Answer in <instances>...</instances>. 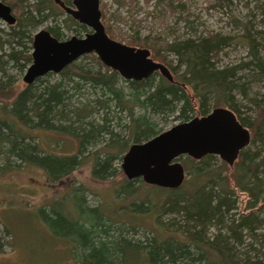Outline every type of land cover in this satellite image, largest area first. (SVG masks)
Listing matches in <instances>:
<instances>
[{"label":"trees","instance_id":"16d2710c","mask_svg":"<svg viewBox=\"0 0 264 264\" xmlns=\"http://www.w3.org/2000/svg\"><path fill=\"white\" fill-rule=\"evenodd\" d=\"M0 1L12 9L16 18V23L7 26L6 31L0 28V72L5 75L8 64L23 72L31 63L30 30L48 19L55 22L62 13L52 0ZM61 1L68 6L72 0ZM177 1L158 0V3L171 9L174 3H179ZM115 2L118 3L117 0ZM66 22L80 30L78 36L89 32L71 17L67 16L64 20ZM46 29L57 40H64L59 26ZM230 40V37L219 34L172 43L157 38L132 37L127 44L137 48L147 47L151 57L168 68L172 83L158 73L139 82L125 81L115 71L103 66L94 54H88L91 58L87 60L92 67L74 62L58 74L60 80L54 84L42 82L51 75L47 74L33 84L26 85L14 96L9 109L1 105L0 101V151L4 150L1 146L5 144L8 157L19 160L25 166L39 168L49 183L68 177L89 158L92 179H113L118 173L115 162H121L130 145L145 142L162 132L156 130L145 112L153 115L177 113L176 119L183 123L193 118L190 114L194 111V103L198 105L197 114L206 116L210 101L214 103L213 107L224 106L230 101L234 89H242L233 82L232 69L218 70L215 67L218 53ZM247 44L250 53L254 55L252 40H247ZM168 54L177 58L175 66L167 59ZM180 67L183 70L177 73ZM257 68L262 72L263 66L259 62ZM120 81L124 83L127 92H124L123 87H118ZM83 87L95 94L99 93V96L92 102L71 107L69 101L73 93L68 94L67 89L76 92ZM8 89L7 79L0 78V96H9ZM112 103L129 117V124L124 126L128 130L124 140H119L118 134L110 127L112 118H109V110ZM252 103L256 111L255 118L248 123L239 117L237 119L250 130V145L263 146L264 102L253 100ZM133 107H138L144 114L135 116ZM98 111H102L100 122L95 124L91 118ZM19 126L74 138L77 140V153L72 156L43 153L36 144L25 142L33 138L31 135L22 136ZM105 137L107 143L103 147L92 155L86 151L89 145H95ZM129 140H132L130 145ZM85 153L88 154L85 156ZM212 158V155H207L198 160L187 157L184 160L185 175L189 177L188 183L192 187L190 192L184 190L186 182L176 190H169L146 185L140 179L128 181L124 178L114 191L115 196H121L125 201L131 199L129 205L122 208L130 217L124 222L105 219V215L97 209L86 210L80 201L78 209L84 214L76 222L64 224L74 243L78 264H264V254H260L261 259L249 258L250 253L254 256L260 253L254 245L261 246L262 237L256 234L261 225L252 211L264 185V154L259 150L251 152L249 147L245 148L230 167L234 188L244 192L252 201L247 206L250 212L239 213L238 216L231 212L236 208L229 178L224 174L227 164L221 163L218 167L210 168L208 165ZM6 167L0 168V175ZM136 183L138 187H134ZM143 188L162 191L165 195L154 202L149 193L141 191ZM137 192L139 194L136 197ZM137 214H151L156 227L165 235L152 230V237L143 240L133 241L122 237V232L133 229L132 223ZM166 215L175 217L163 224L159 220ZM41 218L44 221L47 219L50 230L56 233L54 226L61 220L57 213L50 209ZM73 223L77 230L73 228ZM113 226L119 231L116 236L111 234ZM209 228L215 230L211 239L207 237ZM245 234L250 239L248 248L245 246L246 251L239 249Z\"/></svg>","mask_w":264,"mask_h":264},{"label":"rangeland","instance_id":"374dc122","mask_svg":"<svg viewBox=\"0 0 264 264\" xmlns=\"http://www.w3.org/2000/svg\"><path fill=\"white\" fill-rule=\"evenodd\" d=\"M117 1L118 3L115 0H100L99 9L101 16H103L102 23L109 27L112 33V36H109L111 39L128 46H132L127 44L132 37L140 39L157 38L169 43L188 38L195 39L209 34L230 37L231 40L228 45L224 46L218 53L215 67L218 70L232 69L234 72L233 82L242 89L239 88L240 91L234 89L230 94V101L224 106L213 107L214 103L210 101L208 112L210 113L213 108L223 107L231 110L236 118L239 117L245 123L251 122L255 118L256 111L252 101L264 102V0H221L222 2L216 0H179L177 1L179 3H174L171 9L159 4L158 0ZM56 19L55 22L48 19L35 26L30 30L31 36L33 37L36 32L44 27L54 25L59 26L64 39L71 36H84L82 33L80 36L77 35L80 30L76 26L69 22L64 23L65 13L58 15ZM0 28L7 30L6 25L1 21ZM247 40H252L255 46L253 49L255 56L250 53ZM90 58V55H86V58L81 57L75 63L86 65L89 68L92 67L88 61ZM152 59L160 62L153 57ZM167 59L173 66L177 64V58L174 55L168 54ZM257 62L263 66L262 72L257 68ZM180 70H183V67H180L177 73H180ZM24 72H19L12 64H8L6 67L5 75L0 72V78L7 79V86H9V96H0L1 105H5L6 109L10 108L9 104L14 96L26 86L22 81ZM59 80L58 74H51L45 77L42 82L54 84ZM118 87H123L124 92H127L124 83L121 81L118 83ZM67 90L68 94L73 93V97L69 101L71 107L84 102H92L94 98L99 96V93L96 92L97 94H95L86 87L76 92H73L72 89ZM197 108V103H194V111L190 114L191 117H203L197 114ZM109 111V118H112L110 127L114 133L118 134L119 140H124L128 134V130L124 128L129 124L127 113L120 112L114 103L111 104ZM101 112L98 111L91 118L95 124L100 122ZM143 112L138 107H133L135 116L144 114ZM145 113L158 131L163 132L180 123L176 119L177 113L169 115ZM19 127L22 136L31 135L33 138L25 142L36 144L43 153L57 156H72L77 153L78 145L74 138L51 134L42 131V129L28 130L23 126ZM248 131L251 141V132L249 129ZM106 137L95 145H89L86 151L92 155L103 147L104 143H107ZM130 144H132V140L128 141V145ZM1 147L4 150L0 151V168L7 166V169H4L0 175V264H78L74 243L68 236L64 224L70 225L71 222H76L77 218L84 214L82 210L78 209L80 201L86 210L97 209L99 213L102 212L105 219L124 222L125 219L130 218L123 212L122 208L129 205L131 199L125 201L121 196H115L114 193L119 183L125 178L120 169L121 162H115L118 173L113 179L106 181L92 179L90 176L91 158H89L68 177L55 183H49L39 168L32 165L25 166L19 160L8 157V154L5 153L7 146L3 144ZM248 147L251 152L259 150L262 155L264 154V145L249 144L246 148ZM88 153H85V156ZM185 159L186 157H181L182 165ZM221 163L224 162L218 156H213L208 167H218ZM225 166L224 174L227 179L229 178L236 208L231 211L232 214L238 216L239 213H249L250 210H247V206L252 201L244 192L234 188L231 179L232 168L228 165ZM262 178H264V174H262ZM188 181L189 177L186 174L184 179L186 182L185 192L192 190ZM134 187H138V183L134 184ZM262 188L252 211L257 215L261 225L256 231V234L262 237L261 246L254 245V248L259 249L260 253L255 252L256 256L250 253L249 258L258 257L261 259L260 254H264V185ZM141 191L149 193L150 199L154 202L161 200L162 195H165V192L154 189L143 188ZM138 194L137 192L136 197ZM50 209L56 212L61 219L54 226L57 229V231L55 230L56 233L50 230L49 221L47 219L44 221L41 218ZM41 210L43 212H40ZM174 217L173 215L161 216L159 221L164 224L170 222ZM132 224L133 229L122 232V237L133 241L143 240L146 237H152V230L161 233L162 236L165 235L161 229L157 228L158 226L151 214L143 216L137 214V218ZM74 226L73 223V228L77 230ZM118 232L116 226H113L111 234L116 236ZM214 235L215 230L209 228L207 237L211 239ZM249 240L248 235L245 234L243 245L239 249L245 250V246L248 248Z\"/></svg>","mask_w":264,"mask_h":264},{"label":"water","instance_id":"95a60500","mask_svg":"<svg viewBox=\"0 0 264 264\" xmlns=\"http://www.w3.org/2000/svg\"><path fill=\"white\" fill-rule=\"evenodd\" d=\"M75 22L90 29L83 37L57 40L47 30L32 37L31 63L22 77L25 85L47 74H59L79 58L94 54L106 68L125 81H143L158 73L168 82L173 78L166 66L154 61L146 48H136L111 39L101 22L100 0H72L70 6L54 0ZM0 21L7 26L16 22L11 8L0 1ZM250 144V133L229 109L216 107L203 117H195L151 137L132 144L122 157L121 171L128 180L176 190L185 179L179 158L194 160L218 156L232 167L241 150Z\"/></svg>","mask_w":264,"mask_h":264},{"label":"flooded vegetation","instance_id":"af4514ba","mask_svg":"<svg viewBox=\"0 0 264 264\" xmlns=\"http://www.w3.org/2000/svg\"><path fill=\"white\" fill-rule=\"evenodd\" d=\"M53 2H54V4L56 5V6H58L59 8H60V11H62L61 13H65L64 12V10L58 5V4H56L55 3V1L54 0H52ZM61 1V0H60ZM2 2V1H1ZM3 3V2H2ZM5 4V3H4ZM65 5V4H64ZM71 5V4H70ZM70 5H68V6H70ZM67 6V5H66ZM99 7H100V3H99ZM11 12H12V15L14 16V14H13V11H12V9H11ZM66 14V13H65ZM71 17V16H69V15H67L66 14V17ZM15 17V16H14ZM71 19L73 20V18L71 17ZM102 19H103V16H101V22H102ZM15 20H16V18H15ZM74 21V20H73ZM2 22V21H1ZM4 23V22H3ZM16 23V22H15ZM5 24V23H4ZM6 25V24H5ZM102 25L104 26V29H105V32H106V34L108 35V36H112V33H111V31H110V29H109V27L108 26H106V25H104L103 23H102ZM6 27H7V25H6ZM42 29H44V30H47L46 29V27H44V28H42ZM41 29V30H42ZM87 30L89 31L88 33H90L91 32V30L90 29H88L87 28ZM48 31V30H47ZM37 33V32H36ZM85 35V34H84ZM137 48V47H136ZM146 49H148V48H146ZM149 50V49H148ZM225 163V162H224ZM226 164V163H225ZM233 166V165H232Z\"/></svg>","mask_w":264,"mask_h":264}]
</instances>
